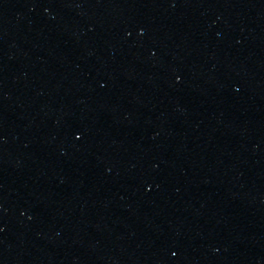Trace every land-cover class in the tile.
Segmentation results:
<instances>
[{"label":"water","instance_id":"water-1","mask_svg":"<svg viewBox=\"0 0 264 264\" xmlns=\"http://www.w3.org/2000/svg\"><path fill=\"white\" fill-rule=\"evenodd\" d=\"M0 264H264V0H0Z\"/></svg>","mask_w":264,"mask_h":264}]
</instances>
